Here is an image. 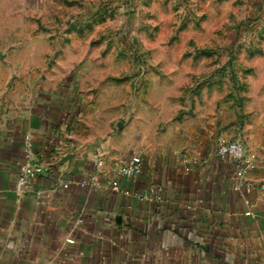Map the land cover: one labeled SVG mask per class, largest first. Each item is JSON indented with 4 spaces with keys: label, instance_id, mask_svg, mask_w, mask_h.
<instances>
[{
    "label": "crops",
    "instance_id": "0c3cea01",
    "mask_svg": "<svg viewBox=\"0 0 264 264\" xmlns=\"http://www.w3.org/2000/svg\"><path fill=\"white\" fill-rule=\"evenodd\" d=\"M69 30L24 26L12 38L0 31V264H264V138L233 140L257 158L247 188L216 155L223 133L215 118L203 128L198 112L197 122L166 127L162 99L160 134L153 107L133 108L121 129L120 102L106 106L89 88L98 79L89 82L87 49L50 40ZM26 136L45 172L20 196L14 184ZM133 159L141 175L113 188L116 170ZM94 173L98 185L88 181ZM151 185L161 202L134 195Z\"/></svg>",
    "mask_w": 264,
    "mask_h": 264
},
{
    "label": "rangeland",
    "instance_id": "374dc122",
    "mask_svg": "<svg viewBox=\"0 0 264 264\" xmlns=\"http://www.w3.org/2000/svg\"><path fill=\"white\" fill-rule=\"evenodd\" d=\"M24 26L75 33L50 40L87 49L89 88L120 102L121 129L133 108L153 107L160 134L163 99L166 127L202 112L201 126L215 118L227 140L264 138V0H0L3 36Z\"/></svg>",
    "mask_w": 264,
    "mask_h": 264
},
{
    "label": "built area",
    "instance_id": "2783aa9c",
    "mask_svg": "<svg viewBox=\"0 0 264 264\" xmlns=\"http://www.w3.org/2000/svg\"><path fill=\"white\" fill-rule=\"evenodd\" d=\"M216 155L221 158L230 161L234 167V174L236 178L241 181L247 188H253L254 184L249 181V175L257 169L258 162L255 155L247 153L244 146L239 141L227 140L223 136H219L215 140ZM91 161L96 172H101L104 166V154L100 146L94 148L91 154ZM44 168L36 161L34 156V147L30 136L25 137L24 142V160L21 164L18 173L15 178L14 189L15 192L22 196L30 191L31 181L34 177L40 176L44 173ZM142 173V162L140 159H133L126 163H123L116 170L115 180L112 182V186L115 189H119V181L121 180H134L138 178ZM90 182L95 185L97 183V173L92 174L88 178ZM85 183V182H82ZM64 188H68V185H64ZM131 192H126L130 194ZM37 196L40 192H36ZM140 201H152L161 202L162 196L160 189L151 185L143 193L134 194ZM248 215V213H247Z\"/></svg>",
    "mask_w": 264,
    "mask_h": 264
}]
</instances>
